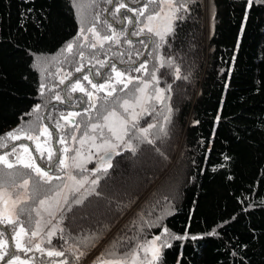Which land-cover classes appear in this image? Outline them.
<instances>
[{"label":"trees","instance_id":"obj_1","mask_svg":"<svg viewBox=\"0 0 264 264\" xmlns=\"http://www.w3.org/2000/svg\"><path fill=\"white\" fill-rule=\"evenodd\" d=\"M81 1L0 0V137L29 124L37 105L43 125L54 120L56 131L63 128L66 110L53 105L62 90L55 89L60 75L48 68L54 64L41 68L38 61L66 52L70 41L72 50L58 68L111 71L115 65L128 74L143 63L144 81L173 84V113L165 129L167 108L144 118L142 127L156 124L150 135L133 128L129 151L111 170L91 175L96 183L88 184L89 195L73 194L53 217L48 230L55 235L43 245L65 256L45 264H95L112 241H121L124 252L164 228L169 235L162 239L171 247H163L157 264H264V0L251 6L248 0H192L177 12L162 44L140 32L160 4L140 16L128 9H140L144 0H97L88 7L93 25L111 37L102 51L80 43ZM121 3L126 7L117 12ZM119 100L117 95L105 107L78 112L70 129L103 122ZM34 177L32 198L17 223L0 224V239L9 244L13 228L34 231L38 205L49 196L48 183ZM91 236L99 237L94 245L82 243Z\"/></svg>","mask_w":264,"mask_h":264},{"label":"rangeland","instance_id":"obj_2","mask_svg":"<svg viewBox=\"0 0 264 264\" xmlns=\"http://www.w3.org/2000/svg\"><path fill=\"white\" fill-rule=\"evenodd\" d=\"M94 3H97V0H82L77 7L80 18V43L89 44L92 46V48L102 51L101 49H103L106 42L111 39H104V37L107 36L103 35L99 30H96V26L93 25L92 20L94 18V14H92V11L89 10L88 7ZM163 9L164 10L160 12V15L152 21L149 22L147 19L143 21L142 28H144L145 24H148L153 29V31L149 32L147 28H144V31L141 34L145 33L146 35H150L152 38H154L157 44H162L166 41L167 37L173 32L175 22L177 20V12L175 18L173 19L169 5L167 3L163 4ZM170 20L172 24V31L165 34L164 39L161 40L160 37L155 33L157 31L164 33L165 28L167 27ZM90 28H94L96 34L88 31ZM81 29H83V32H81ZM207 31L208 36H210L211 22L209 21V18L207 21ZM93 45H95V47H93ZM68 52L70 51L66 50V52L63 51L56 57L49 56L45 57L49 59H41L38 61V66L41 64V68L45 65L54 64L53 66H48V68L50 70L54 69V77L60 75L58 77V81L55 82L56 84L59 82V84L62 85L67 81L68 78H70V76H72H69V74H72V72H67L61 68H58L62 64L60 58L64 57ZM70 56L71 53L68 55V57ZM46 67H44L43 73L46 72ZM110 72L111 73L108 74L109 76H115V73L112 72V70ZM53 74L51 73L50 75ZM130 74H127L125 77L126 81L131 78V83H129L130 91L125 93L123 98L119 100L117 104H112L114 106V110H112L110 113L114 112L115 115H110L109 113L107 115V120L104 119L103 122H94L92 125H90V127L88 126L86 128H84V124L81 123V125L78 127L69 129L71 135H67L66 132H62L64 126L63 128H60V125L58 126V130L56 132L61 135L58 134L59 139L57 145L61 152L60 160H64L65 165H57L55 172L52 171V167L50 166V162L53 161V159H49V156L48 158H44L43 154L46 152L47 154L51 153L54 155L53 150H50L49 148L53 146V136H55L54 134L56 132L45 131L47 128L40 120L39 110L33 113V118L29 124L10 131L13 132L23 129V131H17V135L20 137L19 139L7 138L5 135L2 136L5 138L0 140V156H6V159L8 162L12 163L13 167L8 168L4 163L0 162V193H5V195L0 198V211H3L6 208L8 215H10L14 221L19 220L20 208L22 205L26 204V202H30L32 198L31 186L33 185L32 179L35 175L38 178V181L40 183L42 182L43 186H47L45 184L48 183L47 188L49 190V196L42 200L45 201V203L43 205L39 203L36 210L37 221L34 231L37 230L38 222L39 234L36 237H31L32 242L31 244H28L31 230L25 229V233H27V235L25 233H21V242L24 243L26 247H31L33 250L30 252L20 251L15 249L14 239H12L11 244H9L8 240H6L7 249L10 255L14 253L16 256H18L19 254L21 260H25L26 264H41V262L45 264L48 259H51V257L47 256L46 253L48 250L43 245L49 238L55 235L53 230H48V226L51 223L53 217L56 216L58 212L67 204L73 194L82 191L83 196H87L93 191V188H88L89 183L93 184V178L91 177L92 174L87 170L93 168L96 162L109 151L120 152L122 150L128 149L130 145L128 135L131 133L133 128H137L139 135L143 137L149 136L152 130L156 128V124L150 123L142 127L144 118L150 116L151 114H154L155 116V114L161 110H164L165 108H167L165 114L167 115L170 86L162 87L156 79L144 81L142 76L145 73L141 71L130 72ZM46 76L47 74L45 75V79ZM62 80L63 83H61ZM160 90H163V92L160 93ZM109 91H111V89L109 90L105 88V90H103V92ZM158 94L162 95L163 98L157 99ZM125 101L128 102L127 105H125ZM126 108L127 110H125ZM66 116H68V118L76 119L78 118L79 113L66 112ZM54 125H56V123H54ZM93 125H98V127L93 129ZM149 125L153 126L149 127ZM144 129H147V131L145 132ZM62 133L65 135H62ZM29 136H31L32 139H28L27 137ZM61 140L64 142L60 143ZM13 149L15 151H13ZM25 149H27V151H25ZM65 149L68 151L65 152ZM32 162H35L38 167H40V165L45 166L47 170L43 171H47L52 179L48 181L47 178H41V176L38 175L33 169L25 168L23 166L25 163ZM58 169L61 173L57 171ZM49 171H52L53 173L50 174ZM81 172L84 173L81 175ZM167 174L168 172L165 174V176ZM141 178L142 177H139L138 180L141 181ZM25 181H28L27 185H25ZM137 181L132 184L137 185ZM171 182H173V180ZM179 182L178 186H176L177 189L175 187L176 193L179 188ZM167 186L170 187L172 184L169 183ZM154 188L155 187H153V189ZM4 201H7L6 205ZM13 202H16L15 205ZM0 219H3V217L0 216ZM4 225L8 226L7 223H4ZM49 232L53 233L51 237L47 235ZM37 243L41 244V247L45 249L43 254L35 250L34 246ZM157 244L162 245L163 239L158 241ZM10 245H12L11 248H13V250H11ZM163 247L164 246H161L160 248V255L163 251ZM10 255L5 256L4 260L0 261V263L5 264V262L10 259ZM144 255L145 254L143 252L140 253L141 259H143ZM148 256L151 258L150 252L148 253ZM49 264L57 263L49 262Z\"/></svg>","mask_w":264,"mask_h":264},{"label":"snow or ice","instance_id":"obj_3","mask_svg":"<svg viewBox=\"0 0 264 264\" xmlns=\"http://www.w3.org/2000/svg\"><path fill=\"white\" fill-rule=\"evenodd\" d=\"M109 3L112 2V0H108ZM192 0H144V4L143 7H141L140 9L137 10H133L131 8L128 9V11H136L138 13V15L143 16L145 11L148 9L149 5H155V4H160V11L155 12L152 15H148L146 17V19L150 22L153 19H155L157 16L160 15V12H162L164 9L162 7V5L164 3H167L169 5L170 11H171V16L174 19L176 16V12H178L181 8H184L185 10H187L186 5L188 3H191ZM253 0H248V5L251 6ZM126 5L121 3L119 5V7L116 9L117 12H119L120 8H125ZM144 28H147V30L149 32H152L153 29L148 25L145 24ZM144 28L140 29V32L142 33L144 31ZM88 31L92 32L93 34L95 33V29L94 28H90L88 29ZM172 31V24H171V20L169 21L167 27L165 28V32L161 33L159 31H157L155 34L157 36L160 37L161 40L164 39V35L171 32ZM81 32H83V29H81ZM134 35L139 34V33H133ZM86 39V37H85ZM104 39H111V37H104ZM73 47V42L70 41L68 42V44L66 45V49L68 51H71ZM93 47H95V45H93ZM101 65L103 66V62H101ZM112 72L115 73V79H116V83L118 84H123L124 88L128 87V83H131V78H129L128 83H125L124 80L121 79L122 76H124V73L118 71L115 67V65L111 66ZM142 69H144V64L141 63L139 65V67L133 69V71L139 72ZM81 69L77 68L76 71L79 72ZM107 76V79L109 81L112 80V77L109 76L108 74H105ZM84 80L88 81L89 84H91L93 89H96L97 91H103L105 90L106 87L111 88V91L108 92V95L111 96L112 92H114L116 89L111 85V83H108L107 85L104 83L101 84H94L92 83L91 80H89L88 76L85 75L83 77ZM155 79V77H154ZM61 83H63V80L61 81ZM43 87V86H42ZM72 91H81L84 92L85 95H87L89 98L93 97V93L92 92H88L85 90V88L83 87V85L80 83L79 79H77L76 83L73 84L71 86ZM142 91V89H141ZM163 90H160V93H162ZM162 95L158 94L157 95V99H162ZM57 99H60L59 96H57ZM125 105H127V101L124 102ZM39 105L36 106V108L34 109V111H38L39 110ZM127 110V108L125 109ZM110 115H115V113H110ZM105 120L108 119V117H104ZM167 119V117H166ZM59 126V125H58ZM153 125H149V127H152ZM93 129H95L96 127H98V125H93L92 126ZM17 131H23V129L17 130ZM17 131H13V132H8L5 134V137L7 138H11V139H19V135H17ZM45 131H47V129H45ZM144 131L146 132L147 129H144ZM5 137H0V140L4 139ZM28 139H32L31 136L27 137ZM64 141L61 140L60 143H63ZM13 151H15L13 149ZM25 151H27V149H25ZM68 150L65 149V152H67ZM51 153H49V159H51ZM0 162L4 163L6 165V167L8 168H12L13 165L12 163L8 162V160L6 159V156H0ZM58 165L59 166H64L65 165V161L64 160H58ZM25 168H30L33 169L38 175L41 176V178H47L48 181H50L52 179L51 176H49L47 171H43L40 167H38L35 162L32 163H25L23 165ZM58 178V177H57ZM25 185H27L28 181L24 182ZM93 183H96V181H93ZM3 195H5V193H0V198L3 197ZM58 195V194H57ZM80 201H76V203H79ZM5 205L7 204V201H4ZM16 202H13V204L15 205ZM40 203L43 205L45 203V201H40ZM23 211V210H22ZM0 216L3 217V219H0V224H4L7 223L9 225H13L15 223H17V221H14L10 215H8L7 213V209L5 208L3 211H0ZM13 231L15 232V235L12 237V239L15 240V249H18L20 251L23 252H30L33 249L31 247H26L24 243L21 242V233H25V229L21 226L19 228V231H16L15 228H13ZM27 235V233H25ZM39 234V223L37 222V230L32 231L30 234V238L28 240V244H31V237H36ZM4 233L3 230H0V237H3ZM49 237H51L53 235V233L49 232L47 234ZM169 235V230L167 228H164V231L162 233V235H158L155 236L152 240L148 241L146 240L144 243H137L135 246L131 247L128 251H124L121 252L120 251V247H121V241L118 240H114L110 243V245L108 247L105 248V250L101 253V255L99 257H97V260L95 262V264H157L159 258H160V248L161 246L164 247H171L170 244L167 243V241H163L162 245L157 244L158 241L162 240V236H167ZM174 239H182V237H175L173 236ZM99 239L98 236H91L88 237L86 240L82 241V243H84L86 246H91L94 245L95 241ZM128 239V238H125ZM131 239H135V237L131 238ZM48 244H51V239L49 238L47 240ZM35 250L37 252H40L41 254H43L45 252V249L41 247V244L37 243L35 244ZM143 252L145 255L143 257V259H141L140 257V253ZM151 253V258H149L148 253ZM47 256L48 257H64L65 256V252L61 249V250H48L47 251ZM10 253L8 252L7 249V241L0 239V261H3L5 256H9ZM83 255L82 252L79 253H74L73 254V258L74 260H79L80 257ZM31 259V258H29ZM5 264H26L25 260H21V258L19 256H16L14 253H12L10 255V259H8ZM41 264H43V262H41ZM57 264H69V261L67 259H61L57 262Z\"/></svg>","mask_w":264,"mask_h":264},{"label":"flooded vegetation","instance_id":"obj_4","mask_svg":"<svg viewBox=\"0 0 264 264\" xmlns=\"http://www.w3.org/2000/svg\"><path fill=\"white\" fill-rule=\"evenodd\" d=\"M156 6H157V4H155V7ZM159 10H160V8H159ZM143 38L148 39L149 42L152 41V37L150 35L145 34L143 36ZM120 72L124 73V76H122L121 79L124 80L125 83H128V81L125 80L127 73H125L123 71H120ZM73 73H76V76H73V75H72L73 77L70 76L71 80H70V78H68L64 84L60 85L58 83L57 86L55 87V89L60 87L62 90L55 94L56 98L54 99L53 105L64 108L67 113H70V112H75V113L79 112L80 113V111H82V110H86L89 112V111L97 109V108L100 109V107H105V105H107V103H109V100L114 99V97L117 95L120 96V100H121L123 98V96L125 95L123 93L124 90L126 91L128 89V87L130 86L128 83V87L124 88L123 84L116 83L115 76L112 75L111 81H109L108 79L105 81L106 85L108 83H111V85L116 89L114 92H112V95L109 96L108 92H103L101 94V92H96L95 90H93L91 84H89L88 81L84 80L83 77L85 75H87L89 80L92 81V83L99 84L102 82V78L104 76H106L105 74L111 73L110 71H98V70H93V69L89 68L88 70H83L80 72L74 71V72H72V74ZM128 74H130V73H128ZM81 75L83 77L81 79H79L78 77ZM77 79H79L80 83H82L84 85V88L86 91L93 93L92 98H89L87 95H85L84 92H81L79 90H77L75 92L72 91L71 86L76 83ZM68 88H69V90H68ZM106 88L109 90L111 89L108 87H106ZM66 89H67V91H66ZM57 96H59L60 99H57ZM107 97H109V99ZM61 118H62V121L60 122V124L64 125L62 132H64V133L66 132V134H67L69 129H70V126L76 125V124H72L73 121H69V118L66 115H62ZM53 121H51V122L48 120L43 121L44 125L47 128V131L56 132V129H54L55 126L52 123ZM67 125H69V126H67ZM56 133L54 134L55 136H53L54 137L53 138V144H52L53 146H51V148H49L50 150L52 149L54 152V155H51V158L53 159V161L50 162V166L52 167L53 172L56 171L55 168L58 165V160H60V158H61V152H60L58 145H57L58 139H59V136H58L59 133H57V134ZM64 133H62V135H65ZM43 155H44V158H48V156H49V154H47L46 152ZM40 168L42 170H47L45 168V166H42V165H40ZM91 169H88L87 171L90 173ZM52 171H49V173L52 174L53 173ZM57 171H59V173H61L59 169Z\"/></svg>","mask_w":264,"mask_h":264},{"label":"water","instance_id":"obj_5","mask_svg":"<svg viewBox=\"0 0 264 264\" xmlns=\"http://www.w3.org/2000/svg\"><path fill=\"white\" fill-rule=\"evenodd\" d=\"M172 101H173V84L170 85L169 87V99H168V112H167V119L165 117L163 121V129H165L167 123L171 119L172 113H173V106H172ZM73 120V124H76V120L74 118H69V121ZM129 150H123L120 152L117 151H109L108 153L104 154L94 165V167L90 170V173L92 175H98L100 173L107 172L112 169L114 162L126 154Z\"/></svg>","mask_w":264,"mask_h":264}]
</instances>
